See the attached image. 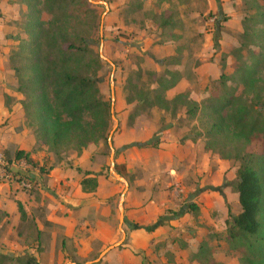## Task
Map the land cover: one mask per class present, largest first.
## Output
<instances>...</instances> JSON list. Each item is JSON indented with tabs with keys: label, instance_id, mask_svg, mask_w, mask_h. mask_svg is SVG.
<instances>
[{
	"label": "crops",
	"instance_id": "1",
	"mask_svg": "<svg viewBox=\"0 0 264 264\" xmlns=\"http://www.w3.org/2000/svg\"><path fill=\"white\" fill-rule=\"evenodd\" d=\"M170 23L165 20L164 26ZM5 39L0 37V152L9 159L12 172L30 178L32 184L26 190L17 182L0 180V212L9 222L8 235H14L10 246L21 253L14 256L32 255L37 264H87L121 238L119 202L124 184L109 176L110 168L98 160L95 146L48 164L51 158L48 160L45 153L47 148L38 144L36 133L27 125L23 97L17 93V80L8 66L10 46L18 39ZM137 39L149 42L135 31L129 41L135 43ZM165 39L156 40L168 47L176 42L171 36ZM163 50L160 45L153 52L160 54ZM189 88L182 78L166 91V99ZM123 104L127 108L135 106ZM128 111L112 141L113 169L123 170L117 173L127 185L122 203L125 239L96 264H209L203 258L207 255L213 263L230 264L219 254L227 212L224 196L215 191L218 187L214 184V190L201 195L202 191H197L188 197L196 208L195 215L176 197L174 187L188 188L192 179L206 173L204 164L191 173L182 158L192 150L189 137H182L171 125L153 133L140 126L141 117L126 115ZM128 120L131 126H127ZM18 151L28 155L30 164L13 160ZM86 179H94L95 187L82 186ZM29 228L32 230L27 232Z\"/></svg>",
	"mask_w": 264,
	"mask_h": 264
},
{
	"label": "rangeland",
	"instance_id": "2",
	"mask_svg": "<svg viewBox=\"0 0 264 264\" xmlns=\"http://www.w3.org/2000/svg\"><path fill=\"white\" fill-rule=\"evenodd\" d=\"M79 1H84L86 5H80ZM102 3L107 5V12ZM30 6L34 8V14H39L41 22L50 20L42 0H0V37L18 39L12 41L13 46L9 45L12 47L9 58L17 49L20 40L27 39L24 25ZM263 12V0H78L68 6L61 18L64 26L69 23L76 27L78 37L90 40V75L97 81L101 99L110 106L109 134L113 131L110 141L113 150V137L117 131H121V118L127 109L129 111L126 115L141 117L143 124L140 126L151 129L153 133L163 131L171 125L175 132L191 140L192 150L183 153L182 158L191 173L200 164H204L206 173L192 179L187 185L189 190L182 186L180 189L174 187L176 197L182 200L184 209L190 207L189 196L197 191H202L199 194L201 195L208 190H214L215 184L218 187L215 191L220 195L217 194L225 198L227 219L240 212L234 186L239 164L223 156L222 151L228 153L226 149H230L229 147L224 149L212 144L208 146L205 135L210 119L219 113H213L212 108L218 105L222 107L229 98L239 97L242 91L237 71L242 64L246 67L254 64L252 57L259 53L263 45L264 34L258 36L264 32V20L260 17ZM165 20L171 23L164 26ZM135 31L147 37L149 42L138 39L135 43L130 42L129 38L135 35ZM170 36L176 39L170 47L167 44L162 45L160 41L164 39L156 40L159 37L168 40ZM160 45L163 46V52L155 54L153 51ZM141 50L142 53L138 54ZM172 51V55L165 56ZM256 70L264 80V64ZM171 74H175L177 82L184 78L190 85L189 89L179 95H184L185 99L197 104L194 117L186 116V110L180 108L181 101L175 104L176 111L171 104L165 106L153 101L151 89L156 87L155 82L168 79ZM133 85H137L141 92L139 99L135 98L137 93ZM148 93L151 95L147 99ZM191 96L195 97V101ZM112 97L114 106L111 111ZM134 101L140 103L136 105ZM123 102H132L135 106L127 108ZM161 107L164 108L160 109ZM227 112L226 109L220 110L222 116ZM131 122L128 120L127 126H131ZM27 123L35 133L36 129L31 126L30 120ZM38 144L43 146L39 141ZM92 146L98 147V160H102L109 169L108 137L106 143L100 141L86 148ZM258 149L259 144L256 143L245 147L250 152H257ZM45 153L49 155L48 160L51 158L48 164H56L70 154H77V147L61 151L59 155L48 149ZM119 170L123 172L122 169H113L108 174L114 178L112 173L118 175ZM4 179L7 180L0 177V180ZM169 190H173V187ZM8 223L0 212V254L19 255L21 253L10 246L14 235H8ZM30 230L32 229L26 231ZM221 236H224V240H219L223 250L219 254L230 264H239L238 255L230 250L227 243V235ZM226 253L229 257L224 256ZM203 258L207 260L206 263L216 264L210 255Z\"/></svg>",
	"mask_w": 264,
	"mask_h": 264
},
{
	"label": "trees",
	"instance_id": "3",
	"mask_svg": "<svg viewBox=\"0 0 264 264\" xmlns=\"http://www.w3.org/2000/svg\"><path fill=\"white\" fill-rule=\"evenodd\" d=\"M77 1L42 0L51 17L48 22H41L30 6L24 25L27 39L20 40L8 62L17 80V93L23 97L26 120L36 129L37 140L56 155L71 147H77L80 154L90 144L106 143L110 131V106L101 99L97 81L90 75V40L78 37L76 27L69 23L64 26L61 20L68 6ZM79 4L86 5L84 1ZM260 17L264 20V12ZM252 60L254 64L248 67L242 64L238 68L237 78L242 85L239 97L229 98L222 107L212 106V112L219 113L210 119L205 135L208 146L229 147L228 153L222 151L223 156L239 164L234 186L240 212L225 223L227 243L238 255L239 264H264V80L256 70L264 64V42ZM155 83L156 87L151 89L155 103L171 104L176 111L175 104L181 101L180 108L186 110V116H195L197 104L184 95L166 99V91L177 83L175 74ZM133 88L137 93L135 98L139 99L141 92L137 85ZM151 93L146 95L147 99ZM221 109L228 111L226 115L220 114ZM253 143L259 144L257 152L246 151L245 147ZM13 160L30 164L28 155L19 151ZM85 185L94 188L95 180L82 181V186ZM188 209L196 211L193 205ZM7 263L37 264V261L29 254H0V264Z\"/></svg>",
	"mask_w": 264,
	"mask_h": 264
},
{
	"label": "water",
	"instance_id": "4",
	"mask_svg": "<svg viewBox=\"0 0 264 264\" xmlns=\"http://www.w3.org/2000/svg\"><path fill=\"white\" fill-rule=\"evenodd\" d=\"M102 5L105 7L106 12H107V5L104 4V3H102ZM102 19H103V17H102ZM101 24H102V21H101ZM111 101H112L111 102V111H112V109H113V97L111 98ZM112 119H113V117H112ZM112 134H113V131H111V133L108 135V147L110 148V156H109L110 172H113L114 154H115L114 150L112 149V144L110 143ZM112 174H113V177L118 182L124 184V190L121 193L120 202H119V214H120V217H119V231H120V234H121V238L116 244H114L113 246H110V247L106 248L104 251H102L100 253V255L97 257V259H95L94 261H91V262H89L87 264H96V263L100 262V260L105 256L106 253H108L112 249H115V248L119 247L123 243V241L125 239V233L122 230V224H123V220H124V218H123V210H122V203H123L124 195H125V193L127 191V185H126L125 181L122 178H120L118 175H116L114 173H112Z\"/></svg>",
	"mask_w": 264,
	"mask_h": 264
},
{
	"label": "built area",
	"instance_id": "5",
	"mask_svg": "<svg viewBox=\"0 0 264 264\" xmlns=\"http://www.w3.org/2000/svg\"><path fill=\"white\" fill-rule=\"evenodd\" d=\"M21 165L20 167H22ZM13 167L8 163L3 153L0 152V177H5L7 180L17 182L18 186L22 189L30 190L32 184L25 177L16 176L13 172Z\"/></svg>",
	"mask_w": 264,
	"mask_h": 264
}]
</instances>
